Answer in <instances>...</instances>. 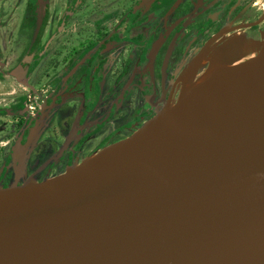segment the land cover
Wrapping results in <instances>:
<instances>
[{
  "label": "water",
  "instance_id": "95a60500",
  "mask_svg": "<svg viewBox=\"0 0 264 264\" xmlns=\"http://www.w3.org/2000/svg\"><path fill=\"white\" fill-rule=\"evenodd\" d=\"M179 82L130 137L0 186V264H264V37L209 42Z\"/></svg>",
  "mask_w": 264,
  "mask_h": 264
},
{
  "label": "flooded vegetation",
  "instance_id": "af4514ba",
  "mask_svg": "<svg viewBox=\"0 0 264 264\" xmlns=\"http://www.w3.org/2000/svg\"><path fill=\"white\" fill-rule=\"evenodd\" d=\"M235 35L263 41L264 0H0V186L130 137Z\"/></svg>",
  "mask_w": 264,
  "mask_h": 264
},
{
  "label": "rangeland",
  "instance_id": "374dc122",
  "mask_svg": "<svg viewBox=\"0 0 264 264\" xmlns=\"http://www.w3.org/2000/svg\"><path fill=\"white\" fill-rule=\"evenodd\" d=\"M96 153V152H95ZM94 154V153H93Z\"/></svg>",
  "mask_w": 264,
  "mask_h": 264
}]
</instances>
